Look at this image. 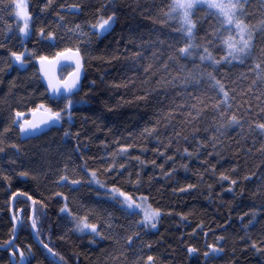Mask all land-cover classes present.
I'll list each match as a JSON object with an SVG mask.
<instances>
[{
	"label": "trees",
	"instance_id": "obj_1",
	"mask_svg": "<svg viewBox=\"0 0 264 264\" xmlns=\"http://www.w3.org/2000/svg\"><path fill=\"white\" fill-rule=\"evenodd\" d=\"M46 2L27 0L31 35L23 43L14 6H8L10 0L0 3V44L4 45L0 47V133H3L0 139L4 141L0 147L5 149L0 152V245L4 246L5 241L14 237L10 197L20 189L46 205L42 210L36 205L38 239L63 256L66 264H145L149 255L154 257L155 264H264V251L251 247L256 242L257 247L264 249V150H259L264 137L248 132L250 123L264 121V113L260 111L264 108V97L254 98L260 94L256 88L252 93L247 91L254 78V73L248 71L252 61L235 67L225 66L216 73L218 78L227 73L223 82L230 96L236 97L229 101L233 107L228 114L236 113L244 126L243 129L233 126L221 135L216 132L219 114L211 107L204 109L190 124L186 122L192 119L187 116L190 111L195 115L191 105L198 102L193 96L209 105L219 99L209 81L202 80L198 88L187 89L163 82L177 74V65L169 61L168 71L161 65L183 46L181 33L176 31L178 20L163 15L171 0H52L51 5L41 11ZM73 4L79 5V14L62 11ZM245 9L246 22L255 24L264 19V0H247ZM113 12L116 16L112 27L97 35L91 24ZM197 18H202L197 25L199 40L206 33L210 34V25L217 22L206 9H197L193 19ZM76 24L81 25L85 35L68 31ZM40 28H44L45 33L56 34V47H50L39 38ZM215 44L214 54L222 55L220 42ZM77 46L84 58V79L81 91L73 99L83 103L72 109L71 123L65 114L50 133L22 143L17 127L11 124L16 111L27 114L29 107L40 102L54 109L63 108L64 102L49 100L40 83L36 62L31 66L35 73L22 72L12 63L9 53L27 48L34 56L51 57L58 50ZM259 47L257 41L255 55H259ZM180 63L188 69L193 67L189 60ZM149 64L153 67L145 72ZM200 67L212 71L207 65ZM67 71L71 70L64 71L61 78L66 77ZM241 72L247 79L240 76ZM176 83L179 85V81ZM233 88L235 92L231 91ZM145 92L148 93L146 99H137ZM153 126L156 127L153 136L141 134L145 127ZM6 127L10 131L5 133ZM193 129H199L195 136ZM66 131L70 135L65 136ZM176 132L181 135L177 137ZM213 135L219 141L215 149L211 146L213 141H208ZM156 136L164 144L171 139V146L165 149L163 144L158 145ZM184 136H188L187 141ZM198 140L208 141V144L199 147L197 152ZM11 144H16L19 150L10 147ZM129 144L133 147L129 148L128 155L117 157V168L120 163L125 164V168L105 173L103 169L112 162L110 154L117 152L121 145ZM157 147L166 156H173V160L164 163V157L152 151ZM186 147L195 153L190 159L181 155ZM135 156H140L145 164L141 166L132 159ZM151 160L157 165L164 163L163 172L170 175L164 176L159 167L149 163ZM85 164L88 169H99V178L106 184L115 182L134 196H147L153 207L162 210L156 229L137 227L135 221L140 217L126 216L104 190L94 184L73 190L56 183L62 174L70 179L82 176L81 166ZM21 172H27L28 176H20ZM221 172L236 179L237 184L221 181ZM3 176L11 179L6 181ZM245 176L249 178L244 179ZM188 184L196 187L184 192L178 190ZM229 187L233 191H228ZM57 192L68 197V206L74 214L88 215L104 236L115 239L95 237L96 242L90 243L92 237L76 232L71 219L60 212L64 200L54 195ZM31 209L30 201H15V215L23 224L17 221L18 237L14 245L26 255L31 246L30 264H50L52 259L46 250L34 242L28 219ZM109 220L113 229L106 226ZM133 232L140 235L129 248L124 238ZM217 237L223 239L218 241ZM208 244H215L222 251L205 258L203 254L209 251ZM189 246L198 251L190 254ZM0 264H12L9 250H0Z\"/></svg>",
	"mask_w": 264,
	"mask_h": 264
},
{
	"label": "snow or ice",
	"instance_id": "obj_2",
	"mask_svg": "<svg viewBox=\"0 0 264 264\" xmlns=\"http://www.w3.org/2000/svg\"><path fill=\"white\" fill-rule=\"evenodd\" d=\"M5 0H0V3H4ZM52 0H47L44 8L41 11H44L45 8L50 6ZM247 0H171L168 5V10L163 13L165 17L168 19H176L179 23V28L176 29L179 33H181V40L183 42V46L176 49V51L169 55L168 60L165 61L161 67L164 71H168L169 61L174 62L177 65V74L172 77L171 80H164L163 82L167 85H171L172 87H182L187 89L188 87L198 88L201 84L202 80H207L210 82L211 88L215 90L216 96L219 99H215L211 105L205 103L203 99L198 96H193V99L197 100V104H192L191 108L195 109V115L190 111L187 116H190L192 119L187 120V123H191L192 120L197 119V117L201 114V112L211 107L214 111L219 114V121L216 127V132H219L221 135L225 134L227 129L233 128V126L239 127L243 129V124L241 123V118L236 114H228L229 110L233 107V105L229 102L230 100H235V96H230V91L226 88V84L223 82L224 78L227 76V73H223L220 78L217 77V72L223 69L225 66L235 67L237 64L245 65V63L249 60L252 61L251 65L248 67V71L250 73H254V78L251 81L250 86L247 91L249 93L253 92V88H256L259 91V95H256L254 98L256 100H260L261 97H264V19L259 20L257 23L246 22V9L245 5ZM8 6H14V13L17 18L23 21V25L19 26V36L20 40L23 41L27 38H30V20L31 13L28 11L27 0H10ZM79 9L78 4L69 5L70 11H75ZM197 9H206L207 14L211 15L215 20V25H210L212 28L211 33H206L204 37H200L198 40L197 37V25L201 22L202 18L193 19L196 15ZM116 14L113 12L108 15L106 18L101 16L97 19V22L91 24L92 30L97 35H102L104 32L108 31L113 23L115 22ZM61 20L64 18L61 16ZM11 30L10 26L7 29ZM69 32H74V34L78 36H83L85 33L81 29L80 24L74 25V28H69ZM38 36L41 40H45L50 47H56V34L52 31H48L45 33L44 28H40L38 30ZM210 37V38H209ZM219 41L221 45L222 55H215V42ZM257 41L260 42V47L258 49L259 55L254 54V50H257ZM3 44H0V47H3ZM12 58V63L17 67V69H23L28 62V59L34 56V53L29 49L25 48L24 51H11L9 53ZM35 60L38 61L40 67L39 72L42 74L43 78L47 81V90L51 93L49 96L50 101L55 102H64L63 108H53L43 102L37 103L35 107H29L27 109V115L31 118H26V113L23 111H16L14 117L12 118L11 124L17 125L19 127V131L22 136L28 137L33 134L41 132L42 128H50L59 124L63 119L65 114H67V118L69 123L72 121V109L79 104L83 103L82 100H74L73 97L79 90V81L81 78V73L83 69V56L81 53V49L79 46L76 48H63L55 52L53 56L48 55H38L34 56ZM181 60H189L193 63L192 69H188L186 65L181 64ZM199 63H196V61ZM65 62V63H62ZM55 65H60L61 67H70L72 71L68 72L67 76L64 78H57L54 75L50 74L51 67ZM201 65H207L212 69V71H208L207 67L201 68ZM152 65L149 64L147 68H145V72H148L152 69ZM159 71V69H157ZM240 76L244 79H247V76L241 72ZM177 81H179V85H177ZM159 84L160 81H157ZM154 91V90H153ZM232 92H235V89H231ZM148 93L145 92L143 97H138L137 99H146ZM189 95H192L189 93ZM243 95V93H241ZM247 103V101H246ZM202 105V107H198ZM222 109V110H221ZM261 113H264V108H261ZM167 117L170 119L171 114H167ZM159 123V121H157ZM10 131V128H5L4 132ZM199 131V129H193V136H195V132ZM207 131V129H205ZM248 132L251 134L259 135L264 137V121L256 122L253 121L248 125ZM156 133V127L153 126L151 128L145 127L143 129L142 135L145 136H153ZM3 133H0L2 136ZM70 135L69 132H65V136ZM175 135L179 137L180 132H176ZM183 139L185 141L188 140V136H184ZM156 140L158 145L163 144V148L167 149L171 146L172 140L168 139L167 143L164 144L160 141L159 136H156ZM208 141H213L212 147L216 148L217 143H219L217 137L215 135L208 137ZM208 141H197V149L198 152L199 147H206ZM3 139H0V144H3ZM239 143V141L237 142ZM10 147L16 148L17 151L18 146L16 144H11ZM133 145H121L117 152L111 153L112 162L108 163L107 166L103 169L105 173H111L117 171L119 169H124L125 164H118L117 168V157L128 155L129 148H132ZM264 150V142L261 144V149ZM4 147H0V152H4ZM142 151H146V149H142ZM153 152L157 153L159 156L164 157V163L173 160V156H166L164 151H161L159 147L153 148ZM251 151V149H249ZM179 152V149H177ZM195 153L193 151H189L186 147L183 149V153L181 155H186L189 159ZM208 155H212L209 153ZM219 156V152L216 153ZM132 159L136 160L141 166L145 164V161L140 158V156L132 157ZM13 163L15 161H12ZM206 162V161H205ZM154 167H159L163 172L164 163L159 165L156 164L155 160L149 161ZM185 170H187V164L182 165ZM67 167V166H66ZM81 170L83 175L70 179V177L66 174H62L59 176L56 181L57 184H64L75 190V188L84 186V185H97L99 189H103L106 196L111 198L115 204H117L120 208V211L123 212L128 217L138 216L140 219L136 220V226L142 228H152L155 229L157 223L161 219L162 210L159 207H153L151 203H149V198L143 194L140 196H134L132 193L122 190L121 187L117 185V183L113 182L110 185L106 184L99 178L98 172L99 169H88L87 165L81 166ZM215 170V166H213V171ZM235 171V168L232 169ZM164 176L170 175V172H163ZM2 175V173H0ZM20 176H28L27 172L19 173ZM137 181L139 183V172L137 173ZM248 176H245L244 179H248ZM4 180H10L9 176H3ZM221 181H229L230 185H236L237 180L231 179L228 175H225L224 172L220 173ZM131 183V179H129ZM196 185L188 184L185 187L178 189L181 192L187 191L188 189L195 188ZM211 187V186H209ZM228 191H233L231 187H229ZM99 195V193H97ZM55 196L60 197L64 200L63 206L60 208L61 213H66L67 216L73 222L74 230L81 234H87L92 239L90 243H95V237H100L103 239H115V237L104 236L99 225L97 223L90 222L89 216H79L74 214L68 206V197L65 196L62 192L54 193ZM19 196H23L27 201L31 202L32 205V215L28 217L31 222V228L36 234L37 238H39V230H38V219L37 216V208L36 205H40L41 210L46 207V205L41 200L34 199L33 196L29 195L26 191H21L17 189V191L11 193L10 200H14ZM22 211V210H21ZM253 218L255 217V213L252 214ZM111 216V214H109ZM184 218L183 216L181 217ZM243 219V217H241ZM13 226L12 233L13 236L17 230V221L22 225L23 220L16 216H12ZM249 224H252V220H249ZM106 226L109 229H113L114 225L111 220L106 221ZM119 227H123V225H119ZM248 225H245L247 228ZM139 232H133L131 235H127L124 238L125 245L127 247H131L134 239L139 238ZM223 237H217V240H222ZM116 242L119 243V240L116 239ZM10 251V255L13 257L12 264H30L29 256L32 255L31 246L28 247V253L26 255L25 251L20 249L19 246H15L13 240H8L4 242ZM41 245L44 249L47 250L48 254L53 257L50 264H66V261L63 256L59 253L55 252L52 248L49 247L48 244H45L43 241H40ZM147 247H151V245H147ZM252 248L256 249V251L261 252L264 249L257 247L256 242H253L251 245ZM207 248L209 251L204 252V257L208 258L209 255H216L221 252L222 249L218 248L215 244H208ZM187 251L192 254L196 253L198 250L195 247L189 246ZM19 255V260H16V255ZM58 257V259H57ZM145 264H155V259L153 256L149 255L145 259Z\"/></svg>",
	"mask_w": 264,
	"mask_h": 264
},
{
	"label": "water",
	"instance_id": "obj_3",
	"mask_svg": "<svg viewBox=\"0 0 264 264\" xmlns=\"http://www.w3.org/2000/svg\"><path fill=\"white\" fill-rule=\"evenodd\" d=\"M62 11L63 12H68L69 14H79L80 13V10L79 9H77L75 11H70L69 8L68 9L67 8H64V9H62ZM62 63H65V62H62ZM36 65H37V70H38V74H39L40 83L42 84V86L47 91V94H48V97H49L51 95V93L47 90V81L43 78L42 74L39 72L40 65H39L38 61H36ZM64 69H70L72 71V68H70V67H61L60 65H55V66L51 67L50 74L56 76L57 78H60L59 74ZM83 79H84V59H83V69H82V73H81V78H80V81H79V90H78V92L76 94H78L81 91V86H82ZM26 118H29L30 119L31 117L26 114ZM58 125L59 124H57L54 127H50V128H42L41 132L36 133V134H33L32 136H28V137L22 136L21 133H20V131H19V127L17 125H15V126L17 127V129L19 131L20 141L22 143H24V142H28V141H31V140H35V139L41 138L42 136L50 133ZM18 199H26V198L23 197V196H19L16 199L11 200V212H10L11 220H12V216L15 215V201L18 200ZM31 215H32V210H31ZM31 231H32V236H33L34 242L36 244L40 245L43 248V246L40 243V240L37 238V236L34 233V231L32 230V228H31ZM17 237H18V225H17L16 233H15L14 237L11 240H13V242L15 243V241L17 240ZM0 250L1 251H8L9 249H8V247L6 245H4V246H1L0 245ZM44 250H46V249H44ZM46 252H47V250H46ZM47 255L50 257V259H53V257H51L48 254V252H47ZM15 259L16 260H19V255H18V257L16 256ZM10 260H11V263H12L13 257L11 255H10Z\"/></svg>",
	"mask_w": 264,
	"mask_h": 264
},
{
	"label": "rangeland",
	"instance_id": "obj_4",
	"mask_svg": "<svg viewBox=\"0 0 264 264\" xmlns=\"http://www.w3.org/2000/svg\"><path fill=\"white\" fill-rule=\"evenodd\" d=\"M14 16H15V13H14ZM15 18H16V21H17V23H19L20 24V26H22L23 25V21L22 20H20L19 18H17L16 16H15ZM12 59V58H11ZM37 60H35V58H34V56L33 57H31V58H29L28 59V62L26 63V65H25V67L23 68V69H19V71H22V72H27V73H35V71L36 70H34V68L33 67H31L32 66V62H36ZM66 70H68V69H64V70H62L61 72H60V74H59V76H60V78L62 77V73L64 72V71H66ZM68 72V71H67ZM62 79V78H61ZM97 186V185H96ZM98 187V186H97ZM15 212H16V210H15ZM158 224V223H157ZM156 227H157V225H156ZM150 230L152 229V228H149ZM156 229V228H155ZM152 230H154V229H152Z\"/></svg>",
	"mask_w": 264,
	"mask_h": 264
}]
</instances>
